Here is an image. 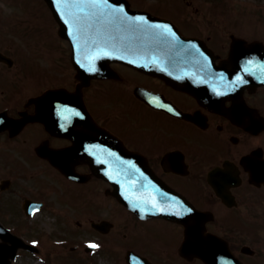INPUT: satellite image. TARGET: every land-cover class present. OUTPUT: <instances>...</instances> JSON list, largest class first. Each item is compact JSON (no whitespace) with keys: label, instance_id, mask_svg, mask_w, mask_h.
<instances>
[{"label":"flooded vegetation","instance_id":"1","mask_svg":"<svg viewBox=\"0 0 264 264\" xmlns=\"http://www.w3.org/2000/svg\"><path fill=\"white\" fill-rule=\"evenodd\" d=\"M3 16L0 8V22ZM230 49V45L215 49L217 64L228 59ZM0 51L11 58L10 61L0 59V111L8 110L14 118L35 112L34 99L48 89H31L27 95H19L18 89H25L27 85L28 55L10 45L8 36L1 30ZM125 70L130 71L126 67ZM136 73L141 80L133 83L124 76L128 73L121 75V83L126 85L124 104L133 118L138 117V123L130 128L131 133L123 130L129 136L128 147L142 152L157 177L202 210L205 231L227 241L232 252L234 260L223 259L224 264H264V85L246 88L242 96L225 98L214 107L159 78ZM101 84L110 101L115 96L113 90L108 89L106 82ZM95 86L94 83L85 95L99 121L110 126L116 119L112 116L114 109H108L103 103L99 105V86ZM136 86L158 92L165 99L141 91L138 97L134 91ZM171 108L192 114L193 121L181 118ZM21 130L16 136L10 131L0 136L7 141L21 140L26 145L32 141L31 136L39 143L48 141L58 147L70 144L66 139L53 136L40 122L30 123ZM61 140L65 144H61ZM30 156L40 166H50L36 153ZM84 172L90 170L86 167ZM87 183H95L94 191L103 192L101 183H104L97 177H90ZM158 224L162 227L142 224L138 238L148 242L151 232H166L174 237L173 244H169L170 256L163 255V248H168L165 244L155 245L156 253L143 247H138V253L154 264H204L197 258L183 257L177 251L183 235L181 226L167 221ZM219 252L224 253V250Z\"/></svg>","mask_w":264,"mask_h":264},{"label":"rangeland","instance_id":"2","mask_svg":"<svg viewBox=\"0 0 264 264\" xmlns=\"http://www.w3.org/2000/svg\"><path fill=\"white\" fill-rule=\"evenodd\" d=\"M151 1H157V0H151ZM189 1L192 2L191 5H187ZM211 1H214V4H212V6H210L209 1L206 2L202 0H182L183 10L185 9V16L187 17V19L184 18L186 22L188 21L190 17H193L194 15H196V17H194L191 20L193 24L194 23L196 24L199 19L201 21L204 19L206 20L204 26L205 27L210 26L213 16H208L207 13L205 12V8L206 9L212 8L214 10L217 8V11H219L218 9L219 7L220 10H222L223 8L226 11V10H229V8L227 7H235V8L237 7V8L242 9L244 6H247L249 4L254 6L255 8H258V7L264 8V0H222L221 2L219 0H211ZM217 1H218V6L216 4ZM134 2L136 4H140V0L138 1L134 0ZM30 6L31 4H29V7ZM40 7L41 9L44 10L41 3H40ZM196 8H200L201 11H204V13H202L201 11L198 12V14L197 13L193 14V12H188V11H193ZM187 12L189 13V15L186 14ZM222 15H223V18L220 16V19L222 20L219 19L218 21L219 23H226V25L232 28H235L236 30L238 29L242 32H247V33L249 32L252 34H256L258 36L259 34L264 35L263 34L264 14L261 11H253V10L247 9L242 12L241 10H236V11L233 10V11H230ZM253 19L256 22H258L257 26H255V23H253ZM190 31H192V29ZM246 35L248 34H244V36ZM36 69L37 67L33 65L29 70L34 72V70ZM20 183L21 182L18 181V184ZM26 185L28 186V184ZM71 189H72V186H66L65 192H68ZM35 190L36 188L34 186L31 189L23 188L21 190H19V187H17L16 189L10 191L9 193H6L5 196L0 197V206H1L0 217H1V220L5 222L7 227L12 228V227H15L16 224L18 225L23 222L24 224L22 226L18 225L23 228L22 231H20L22 234V237L27 236L32 241L34 240L39 241L38 243H40L41 245H45L48 242H52L54 244V248L49 247L50 252L41 251L40 254H31L27 251L21 252L19 256L17 257L18 259L17 264H61V261H62V264H67L69 256L74 257V259L78 260V262L76 263L73 261H69L68 264H113L112 261L108 260L102 254H98L99 256L91 255V254L87 255L83 251L75 255V253L71 254L72 252L68 250L69 252L67 253L69 256L67 255L65 256L64 254L65 252L61 247L63 244L61 246L59 244H56L58 243L57 239H59L61 243L64 242V244L70 242L68 241V239H64V238L68 236L66 234L73 235L76 232L75 230L77 231L80 230V232H77L73 235V238H76V240L72 242L80 241L81 242L80 245H85L88 242L87 237L93 238V235L90 233L89 224L86 221L80 222V225L77 223L75 224L73 222V218H75L76 216L75 214L82 215V212H83L84 213L83 215L97 217L98 215H103L105 212V209L102 208V205L99 202H95L94 199L90 198L88 191H86L83 187H74V189L70 191V195L68 197L66 194L64 195L61 194L60 196L57 197L56 201L60 203L61 205L57 209H55L54 211L55 214H53L52 208L49 207L46 210H43V212L36 214L33 220H28L24 216V214L21 213L22 207L20 205V200H19L21 198L19 197L23 196V194H26V196H30V197H32V195L36 196L38 195V193H36ZM10 197L14 199L13 203L11 204H10V201L7 200ZM75 201H80L85 204L80 205L79 203H76ZM15 206L17 208H15ZM65 212H70L69 215L67 214L66 220L68 224L72 225V227L69 225L67 226V224L64 223L65 222ZM107 213L108 212H105V214ZM56 214L59 217L61 224H59L58 220H55ZM118 217H122V215H117V217H114V222L117 223ZM115 218L117 219V221H115ZM82 219L84 218L82 217ZM121 226L123 225L119 224L118 222L117 229L116 231L113 232L112 237H116L117 234H119V231L121 230L120 228ZM60 229L66 236L62 235L63 233L60 231ZM46 231L52 232L51 236H53L54 238L56 237L57 239L55 240L49 239V234L46 233ZM173 239L174 237L170 236L169 234H166V232L155 231V232H151V234L149 235L148 242L144 241V238L143 240L139 238H133L131 239V241L135 243L138 247H143L151 252L152 251L155 252L154 251L155 245L165 244L166 246L169 247V244L170 245L173 244L174 242ZM121 242L122 241H119V243ZM67 245L69 247L73 246L72 244H67ZM66 248L67 247H65V249ZM43 249L48 250L47 246H45V248ZM62 256H64L65 258H61Z\"/></svg>","mask_w":264,"mask_h":264},{"label":"water","instance_id":"3","mask_svg":"<svg viewBox=\"0 0 264 264\" xmlns=\"http://www.w3.org/2000/svg\"><path fill=\"white\" fill-rule=\"evenodd\" d=\"M52 5H54L55 1L60 2L59 0H48ZM104 1V0H102ZM65 9L62 10V8ZM58 9L57 16L60 18L63 14H66L69 12L67 9L71 7V5L65 4L64 7L61 5H57ZM77 13V12H76ZM76 13H73L74 15ZM99 19V17H98ZM97 19V20H98ZM76 19H74L75 21ZM81 21V19H79ZM103 21V20H102ZM141 25V22L139 23ZM103 26V29H105L106 25H100ZM149 29L145 28H137L134 33H131V38H126V41L122 40H116L112 37L111 33L109 35L105 36V39L103 41L100 38L102 35L101 32L95 31V27H79L77 29L69 28L67 25L64 27L61 31V33L65 37H69L71 40V43H73L74 53H75V62L78 65L79 74L81 75V78L83 79L84 83H88L89 79L92 75H108V73L102 72V69L107 66V63H110L112 59L116 60H122L124 62H127L129 64H133L141 69H147L150 68L154 71H157L160 74H168L170 76H167L169 78H172V75L169 74V70H172V67H169L170 65L175 64H184L185 61L180 62L182 60L181 58H176L174 53H177L178 51L175 50V47H179L183 53H187V59L194 58L192 53H196V51L200 50L201 43L198 39H189V38H182L177 30L175 28H172L171 31L161 30L159 27H148ZM104 52H107L106 54H102ZM104 56L103 62L105 63V66L103 67V64L101 61V56ZM174 55V56H170ZM90 56V58H89ZM199 56V55H198ZM175 57V58H174ZM233 63H239L240 60H243L245 58L244 52H241L240 50H236L234 48V51L231 54ZM89 58L91 64L85 67L84 61ZM150 58H156L160 59L161 62H157V60L151 62ZM188 63L189 60H188ZM151 65V66H150ZM149 66V67H148ZM176 68V67H175ZM174 68V69H175ZM240 71L236 72L235 77L240 78L242 77L240 74L248 72L249 66L248 65H241L239 66ZM104 71V69H103ZM240 74V75H239ZM182 82H189L190 83V91H195L193 87L194 83L196 82H203V79H200V75L195 76V74L189 75H180ZM184 78V79H183ZM228 78V77H227ZM190 80V81H189ZM245 80L243 79V82ZM51 104H54V100H67V102L71 103L68 105H63L59 102V107L63 112L67 113L68 118H78L77 122H75V126L84 127L87 130L85 137H90L89 133L91 135H97V137L101 140H107L110 139L107 137L105 132L100 131L96 127H94L91 123L90 117H88V114L86 112L85 106L83 104V100L79 94H68L66 92H59L54 95L50 96ZM58 104V103H55ZM111 141V140H110ZM90 158V157H89ZM106 164V163H104ZM102 166V165H101ZM99 169H103V167H98ZM107 177V176H106ZM132 183L130 181H125V179L121 178L120 180L117 179L116 181V196L119 197L122 202H124L127 207H129L131 210L136 211V213L140 212L141 207L143 206V203H140L136 199L135 191L131 189ZM124 191V193H122ZM140 214V213H139ZM1 236L5 238V240L13 241V247H11V250L8 251V246L2 244L0 246V264H10L8 261V257H13L16 254V251L18 249V242L15 239V237L10 236L8 233L1 232ZM7 257V258H6Z\"/></svg>","mask_w":264,"mask_h":264},{"label":"snow or ice","instance_id":"4","mask_svg":"<svg viewBox=\"0 0 264 264\" xmlns=\"http://www.w3.org/2000/svg\"><path fill=\"white\" fill-rule=\"evenodd\" d=\"M105 3H106V0H105Z\"/></svg>","mask_w":264,"mask_h":264}]
</instances>
